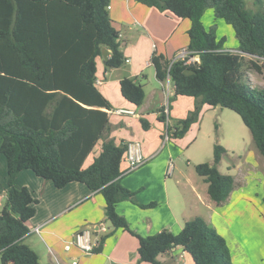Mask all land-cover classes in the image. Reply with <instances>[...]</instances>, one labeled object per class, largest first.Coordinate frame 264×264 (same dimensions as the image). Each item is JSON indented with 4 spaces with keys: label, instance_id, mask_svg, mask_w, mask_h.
I'll use <instances>...</instances> for the list:
<instances>
[{
    "label": "trees",
    "instance_id": "16d2710c",
    "mask_svg": "<svg viewBox=\"0 0 264 264\" xmlns=\"http://www.w3.org/2000/svg\"><path fill=\"white\" fill-rule=\"evenodd\" d=\"M138 1L191 21L187 48L199 55L200 62L185 66L182 61L170 63L163 54L151 58L157 77L170 78L175 96L196 99L195 108L173 125L168 123L166 108L158 109L159 119L167 122L173 137L185 136L199 120L203 104L219 105L241 116L264 155V87L251 84L245 59V54L258 57L250 60L249 67L264 78V61L260 62L264 11L248 9L246 0ZM109 4L110 0H0V156L8 167L6 201L0 209L1 262L39 264L37 253L25 243L30 231L27 222L35 215L38 200L27 187L14 184L22 170L31 169L58 188L82 182L104 196L105 215L113 229L100 237L94 252H100L113 231L121 229L138 238L141 261L169 264L158 260L159 254L182 246L195 264H236L225 237L202 216L187 220L178 233L163 229L141 235L117 211L123 200L141 207H154L157 202H139L137 191L122 184L127 144L117 145L110 137L107 110L113 106L96 85V58L103 47L110 50L106 69L126 61ZM208 8L232 26L239 51L225 48L226 37L218 38L217 24L204 26L202 17ZM120 90L134 105L143 104L144 84L125 77ZM140 120L144 129L150 127L147 119ZM100 139H104L100 153L84 167ZM226 152L216 144L213 162L195 167L218 204L228 199L235 185L234 176L218 168Z\"/></svg>",
    "mask_w": 264,
    "mask_h": 264
},
{
    "label": "crops",
    "instance_id": "0c3cea01",
    "mask_svg": "<svg viewBox=\"0 0 264 264\" xmlns=\"http://www.w3.org/2000/svg\"><path fill=\"white\" fill-rule=\"evenodd\" d=\"M110 6L109 13L119 30L120 49L126 61L120 67L106 69L105 59L110 55V50L103 47L102 55L96 58V85L113 106L111 110L105 109L109 114L110 137L114 138L117 145L139 140L148 159L136 170L124 174L122 184L137 191L139 202H157L154 207H141L130 200H123L117 204V211L127 219L130 227L141 235L154 234L163 229L178 233L187 220L202 216L225 237L231 249L227 234L234 228L230 223L234 221L231 217L233 214L229 211H219L231 199L221 204L216 203L211 199L208 183L204 179H167L166 176L170 159H174L184 149L173 142L178 139L173 136L165 146L163 145V134L167 127L166 123L159 119L158 109L165 107L169 121H176L186 117L188 112L194 109L196 99L191 96L184 99L183 95H178L174 103L179 102V107L173 104L172 108L166 106L165 99L166 95H169V87L171 86L172 95L174 86L171 81L168 83L167 80L161 81L157 77L151 58L154 54H163L169 59L187 47L191 21L170 12H162L157 7L147 6L138 0H110ZM207 15L214 17L218 25L219 18L215 17L214 9L209 8L202 17L203 24ZM204 26L207 29L210 27L205 24ZM217 36L221 37L218 32ZM226 44V49L239 51L236 35L232 36L231 42L226 41ZM125 77L144 84L146 94L141 106L138 107L123 97L120 81ZM183 100H187L186 103L182 102ZM141 117L150 123L148 129L143 128ZM201 118L200 115L191 128L200 124ZM103 141L104 139H100L97 142L87 156L84 167H88L98 156ZM124 168L125 164H122L121 169ZM236 181L237 179L235 185ZM14 184L18 188L27 187L38 200L36 213L27 222L30 231L25 237V243L37 253L39 264H151L140 260L138 238L121 229L115 230L106 239L100 252L89 255L77 246L66 248L67 241L85 227L93 228L92 240L95 241L112 230L105 215V198L100 192H92L82 182H71L58 188L51 180L35 175L31 169L22 170ZM7 188V160L0 156V209L6 201ZM101 225H105L108 231L104 232L100 228ZM38 226L40 230L36 231L35 227ZM236 232L235 228L232 233ZM249 236L240 237L239 243L242 247L236 250L237 258L243 254L242 249L250 240ZM232 259L241 264L239 260H235L234 252ZM158 260L169 264H195L182 246L159 254Z\"/></svg>",
    "mask_w": 264,
    "mask_h": 264
},
{
    "label": "rangeland",
    "instance_id": "374dc122",
    "mask_svg": "<svg viewBox=\"0 0 264 264\" xmlns=\"http://www.w3.org/2000/svg\"><path fill=\"white\" fill-rule=\"evenodd\" d=\"M246 6L253 12L264 11V0H246ZM219 21L217 32L221 37L225 36L226 41L231 42L232 36L235 35L232 26L221 18H219ZM204 24L207 27L216 24L214 17L205 16ZM226 41L225 46H228ZM175 56L169 57L170 63ZM245 59L246 68L248 69L247 76L251 84L254 87H264L263 76L249 67L251 59L259 58L247 55ZM263 61L264 59L260 60V62ZM170 87L169 90L171 91ZM170 91L169 95H166V106L172 108L173 104V106L177 105L179 107V102L174 103L175 94L170 95ZM183 98L189 99V96H183ZM186 101L183 100L182 102L186 103ZM201 117L200 124L193 126L186 136L173 141L178 143V146L184 150L174 157L175 170L173 175L168 176L167 179H203L197 173L196 165L202 162H213L215 145L221 144L224 146L227 152L223 155L218 168L222 173L232 174L237 179L236 185H234L229 195L230 198L228 197V201L231 199L230 202H227V205L219 210L224 213L229 211L233 214L231 217L234 221L230 223L232 227L234 226L232 232L235 228L237 232L232 233L230 231L227 234L231 241L230 252L232 250V255L234 252L235 260H239L241 264H264V257H262L264 256V155L256 148L251 131L244 124L241 116L232 109L219 105L211 107L203 104ZM175 122L173 120L169 121L168 117V123L173 125ZM170 133L172 134V130H170ZM167 143L168 141L164 146ZM188 146L189 148H187ZM217 220L221 222L220 219ZM239 232L240 234H238ZM244 235L247 238L250 235V240L247 242L246 247L242 249L243 254L241 253L237 258L238 253L236 250L242 247L239 242H241L240 237H244ZM233 262L236 263L234 260ZM0 264H2L1 258Z\"/></svg>",
    "mask_w": 264,
    "mask_h": 264
},
{
    "label": "built area",
    "instance_id": "2783aa9c",
    "mask_svg": "<svg viewBox=\"0 0 264 264\" xmlns=\"http://www.w3.org/2000/svg\"><path fill=\"white\" fill-rule=\"evenodd\" d=\"M110 7L111 6L109 4L107 8L110 9ZM174 61H182L185 66H188L190 64L200 62V57L199 55L191 54V51L187 47H185L176 53V56L174 60H172V62ZM167 81L168 83H170V78H168ZM131 113H133V111H131ZM171 136L172 134L170 133V130L168 129V125H167V130L163 136V145L167 141H169ZM147 160H148L147 157L143 153L142 143L139 140L130 141L127 144V149L123 157L122 164H125V168L123 169V172L125 174L129 173L142 166L145 162H147ZM174 170H175L174 159H170L166 169V176L167 177L172 176ZM100 228L104 232L108 231L105 225H101ZM35 230L39 231L40 226L35 227ZM93 231H94L93 228L90 226L85 227L80 231H77L73 235V237L67 241L66 248L69 249L71 246H77L86 254L89 255L93 254L95 247L99 245V240L97 241L92 240Z\"/></svg>",
    "mask_w": 264,
    "mask_h": 264
}]
</instances>
